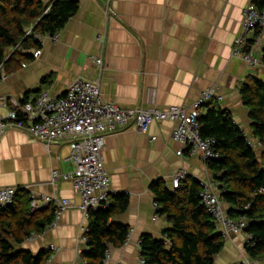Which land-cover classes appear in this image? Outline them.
<instances>
[{
    "label": "crops",
    "instance_id": "obj_1",
    "mask_svg": "<svg viewBox=\"0 0 264 264\" xmlns=\"http://www.w3.org/2000/svg\"><path fill=\"white\" fill-rule=\"evenodd\" d=\"M77 1L79 8L58 32L57 41L44 37L39 57L12 72L1 71L0 96L34 99L41 89L63 94L75 79L85 76L100 80L104 99L124 108L150 110L190 106L201 92L214 88L222 96L218 103L249 131L251 121L240 87L250 75L262 77L264 68H251L233 55L249 0ZM93 56L102 57V71L98 72ZM0 114L5 116V108ZM173 127L171 120L155 121L142 133L130 123L107 133L103 155L112 194L128 200L111 221L130 231L122 246H110L104 264H138L142 236L162 238L171 226L164 215L156 216L154 181H169L182 168L190 176L211 174L198 156L177 154L184 146L173 139ZM71 141L48 144L18 126L8 127L0 136V187L17 186L29 196L36 192L71 201L72 207L33 240L28 236L22 243L13 242L16 250L33 253L55 246L48 264L85 263L82 227L89 225V219L78 208L80 195L71 181L52 180L55 169L73 168ZM224 207L228 211L229 206ZM244 240V234L226 236L215 264H263L247 256Z\"/></svg>",
    "mask_w": 264,
    "mask_h": 264
},
{
    "label": "trees",
    "instance_id": "obj_2",
    "mask_svg": "<svg viewBox=\"0 0 264 264\" xmlns=\"http://www.w3.org/2000/svg\"><path fill=\"white\" fill-rule=\"evenodd\" d=\"M254 2L258 10H264V0ZM78 8L77 0H0V67L8 73L33 60L34 50L42 48V39L61 31ZM258 56L264 68V46ZM240 95L248 109L250 134L264 145L263 76L247 77ZM27 100L26 96L21 101ZM206 109L200 116L201 135L215 139L214 148L220 155L208 160L207 168L224 190L221 198L229 206L228 213L248 220L246 232L252 239L245 244L247 256L264 261V149L256 152L248 145L230 109L216 100L207 103ZM151 188L160 205L158 213L171 226L162 238L142 236L141 255L146 264H215L225 237L201 203L200 183L188 176L172 190L158 179ZM110 198L107 208L90 213L87 247L81 253L84 264H104L110 246H122L128 238L129 227L111 221L114 213L126 207L127 197L111 194ZM31 200L19 188L12 204L0 206V264H48L52 257L49 249L33 253L13 246L32 233H41L54 219L53 206L34 210Z\"/></svg>",
    "mask_w": 264,
    "mask_h": 264
},
{
    "label": "built area",
    "instance_id": "obj_3",
    "mask_svg": "<svg viewBox=\"0 0 264 264\" xmlns=\"http://www.w3.org/2000/svg\"><path fill=\"white\" fill-rule=\"evenodd\" d=\"M52 40L59 39V33L47 35ZM44 39V38H43ZM42 39V42H43ZM264 46V10L260 11L254 0L244 8L242 18V32L234 39L233 55L242 58L251 68L261 65L258 54ZM42 53V48L34 50V57ZM98 72L103 70L102 57H91ZM24 66L26 63L23 64ZM1 71H4L0 67ZM2 77L5 78L4 75ZM264 79V71H263ZM216 100L222 101L214 88L200 93L190 106L170 105L167 108H153L150 110L138 108H124L116 101L106 100L102 96L101 83L98 78L85 76L75 79L63 94H52L46 89H41L34 99L25 102L14 97L0 96V108H5L6 114H0V136L10 126L24 128L34 139H39L48 144L56 140L70 138V159L73 168L70 171L60 172L55 169L52 172V180L59 179L71 181L75 190L80 195L79 210L87 219L92 211L107 208L111 203L110 174L105 167L103 149L107 133L124 128L134 123L139 132L145 133L155 121L171 120L174 122L172 137L180 142L184 148L177 154L185 153L198 156L205 164L208 160L220 157L215 150V139L201 135L200 116L206 112V104ZM9 102V104H8ZM246 141L256 152L264 149L263 143L251 136L250 132L242 124ZM190 176L186 169H180L166 181L170 189L177 188L181 181ZM201 185V203L213 216L215 224L221 228L224 237L230 234H244V243H248L252 237L246 232L249 224L244 216L233 217L224 207L221 198L223 189L217 180L210 175H191ZM19 187H0V206L7 207L14 201ZM31 207H54V219L52 225L61 218L63 213L72 207L67 198H59L49 194L31 192ZM155 210L158 215L160 205L155 201ZM88 225L82 227V241L87 243ZM39 233H32L27 240H33ZM49 250L57 251L55 246ZM53 255V254H52ZM110 252L107 250L106 259ZM138 264H146L141 255Z\"/></svg>",
    "mask_w": 264,
    "mask_h": 264
},
{
    "label": "water",
    "instance_id": "obj_4",
    "mask_svg": "<svg viewBox=\"0 0 264 264\" xmlns=\"http://www.w3.org/2000/svg\"><path fill=\"white\" fill-rule=\"evenodd\" d=\"M213 177H214L215 179L217 178V176H216L215 174L213 175Z\"/></svg>",
    "mask_w": 264,
    "mask_h": 264
},
{
    "label": "rangeland",
    "instance_id": "obj_5",
    "mask_svg": "<svg viewBox=\"0 0 264 264\" xmlns=\"http://www.w3.org/2000/svg\"><path fill=\"white\" fill-rule=\"evenodd\" d=\"M244 11V10H243ZM234 43V42H233ZM237 57V56H236ZM240 58V57H239ZM242 59V58H241ZM244 61V60H243Z\"/></svg>",
    "mask_w": 264,
    "mask_h": 264
}]
</instances>
